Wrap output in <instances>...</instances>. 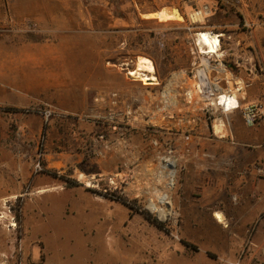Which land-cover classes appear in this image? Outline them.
<instances>
[{"label":"rangeland","instance_id":"1","mask_svg":"<svg viewBox=\"0 0 264 264\" xmlns=\"http://www.w3.org/2000/svg\"><path fill=\"white\" fill-rule=\"evenodd\" d=\"M247 2V16L264 20V0ZM206 4L212 0H198L197 7ZM163 6L179 8L182 19L144 20ZM57 7L60 27L77 38L67 40L65 82L35 76L22 89L0 81V264H264V211L245 210L256 200L250 194L228 192L217 203L223 221L212 208L185 225L179 208L184 164L153 124L159 89L127 75L145 55L161 87L180 69L178 79L188 77L198 54L185 24H192L196 7L181 0H0V16L56 26V18L46 17ZM235 20L239 14L227 10L195 24L226 30ZM160 32L163 46L156 44ZM89 35L102 51L96 65L74 58ZM82 36L87 40L80 42ZM110 75L114 90L107 98L100 90L109 88ZM144 102L148 115L141 118ZM169 162L174 182L160 187L170 214L159 219L149 204Z\"/></svg>","mask_w":264,"mask_h":264},{"label":"crops","instance_id":"2","mask_svg":"<svg viewBox=\"0 0 264 264\" xmlns=\"http://www.w3.org/2000/svg\"><path fill=\"white\" fill-rule=\"evenodd\" d=\"M55 11L57 16H54ZM60 13L57 7L46 17L48 20L56 18L52 22L57 24L56 26L45 19L46 22L42 25L37 22L41 31L36 34V38L31 36L34 35L33 32L14 27L13 24L26 21L24 18L1 14L0 21L6 26L10 25L0 27V81L13 83L15 88L22 89L31 88L35 76L41 81L53 76L58 83L65 82L66 60L69 57L67 40L77 38L70 35L72 33L67 34L60 27ZM152 18L144 17V20ZM238 23L239 21L235 20L226 24L229 26L226 31L230 39L224 45V60L235 81H250L242 103L257 100L264 103V25L255 27L249 33L239 28ZM162 32L159 33L160 36ZM89 37L90 42L84 43L80 47V53L74 54V58L96 65L102 51L98 49L97 36ZM79 39L80 42L87 40L85 36ZM156 73L160 84L152 86L159 89L155 90L154 97L160 102L153 109V124L154 129L159 132L160 137L162 136L161 140L174 142L176 154L184 164L179 208L185 215V225L192 224L196 218L203 216V212L207 214L209 209L214 208L216 212H220L217 211V203L228 192L235 194L236 191H241L256 197L245 210H249L254 216L263 212L264 173L260 169L264 168V116L251 127L245 123L240 109L228 113L219 109L210 122L205 117L203 103H188L184 99L183 92L193 87L190 75L182 80H174L173 86L180 91V96L177 102L170 103L162 94L164 86L160 85L163 79L158 69ZM175 74L180 75L181 69L174 72L172 77ZM91 78L99 80L97 75H90V80ZM101 80L108 81L107 76H101ZM109 81V88L100 90L107 98L111 97L114 90L112 75L109 76ZM3 96L5 95L0 92V99L5 98ZM163 101L171 108H163ZM146 104L144 102L141 105V118L148 115ZM216 218L223 221V214L222 220Z\"/></svg>","mask_w":264,"mask_h":264},{"label":"built area","instance_id":"3","mask_svg":"<svg viewBox=\"0 0 264 264\" xmlns=\"http://www.w3.org/2000/svg\"><path fill=\"white\" fill-rule=\"evenodd\" d=\"M181 1L196 7L189 14L192 24L186 22L185 28L191 31L198 54L197 63L190 73L193 79V87L183 92L184 99L188 103H203L205 117L210 122L213 121L215 112L219 109L225 113L240 109L245 123L251 127L255 126L264 116V103L260 100L242 103L250 81L248 79L235 81L232 71L224 60L226 56L224 45L230 39V35L226 30L214 26L196 29L195 23H199L211 15L233 10L241 17V21L238 23L239 28L250 33L255 27L264 25V20L247 16L245 12L248 6L247 0H212V4H206L204 8L197 7L198 0ZM198 12L203 16L201 20L194 18V14ZM13 25L23 31L33 33L41 31L39 24L34 20H26ZM202 32L209 33L210 37L212 35L216 37V40L213 39V48L200 39L199 34ZM156 44L158 46L164 45L162 36L157 37ZM188 149L189 147H187ZM260 170L264 172V169ZM109 180L111 183H115L117 187L113 177H110Z\"/></svg>","mask_w":264,"mask_h":264},{"label":"bare ground","instance_id":"4","mask_svg":"<svg viewBox=\"0 0 264 264\" xmlns=\"http://www.w3.org/2000/svg\"><path fill=\"white\" fill-rule=\"evenodd\" d=\"M143 15L145 17L157 18L161 21L179 20L182 19L183 17L182 13L178 11L176 7H171V6H163L157 10H152L148 13L146 12ZM194 18L201 20L203 16L201 15L200 12H198L194 14ZM199 37L200 39L205 41L209 45V47L213 48L212 47L213 39L216 40V37L214 35L210 37L209 33L202 32L201 34H199ZM155 72H156V68L153 60L148 56L139 55L136 60L135 67L128 69L127 75L133 79H139L143 81L145 84H150V85L160 84V80ZM178 75L179 74H175L169 81H167V83L164 85L162 90L163 96L170 103L171 102L175 103L179 99L180 91H178V89L174 88L173 86L174 80L178 78ZM220 123L222 126V122ZM169 163L170 164H166L163 168L159 170V174L157 175L155 180L157 184L154 188L155 200L150 201L149 204L150 210H152L161 219H165L166 216L170 214V209L166 207L167 205L166 206L164 205L165 203H168L166 192H164L160 187V185L162 184L164 185L166 184L167 187H171L172 183L174 182L173 180V175L175 171V169H173L174 163L171 162ZM166 169H170V171H167ZM45 190L47 189H41V191H45ZM216 217L222 220V214L220 212H216Z\"/></svg>","mask_w":264,"mask_h":264},{"label":"trees","instance_id":"5","mask_svg":"<svg viewBox=\"0 0 264 264\" xmlns=\"http://www.w3.org/2000/svg\"><path fill=\"white\" fill-rule=\"evenodd\" d=\"M9 109H10V107H9ZM11 109L13 110V109H15V108H11ZM112 198H113V199H120V198H118V197H116V196H112ZM121 200H123V202H125V203L127 204L126 199H121ZM145 215H146V217H147L149 220L156 222L159 226H163L162 222L159 221L156 217L152 216V215L149 214V213H145Z\"/></svg>","mask_w":264,"mask_h":264},{"label":"water","instance_id":"6","mask_svg":"<svg viewBox=\"0 0 264 264\" xmlns=\"http://www.w3.org/2000/svg\"><path fill=\"white\" fill-rule=\"evenodd\" d=\"M177 8V7H176ZM178 9V11H179V8H177ZM168 164H170V163H168ZM159 218V217H158ZM159 219H161V218H159Z\"/></svg>","mask_w":264,"mask_h":264}]
</instances>
